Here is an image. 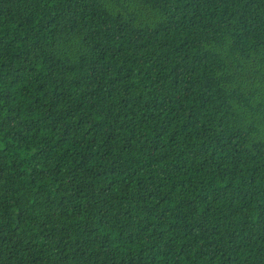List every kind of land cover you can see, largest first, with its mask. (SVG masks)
I'll use <instances>...</instances> for the list:
<instances>
[{"label":"trees","instance_id":"trees-1","mask_svg":"<svg viewBox=\"0 0 264 264\" xmlns=\"http://www.w3.org/2000/svg\"><path fill=\"white\" fill-rule=\"evenodd\" d=\"M0 264H264V0H0Z\"/></svg>","mask_w":264,"mask_h":264}]
</instances>
